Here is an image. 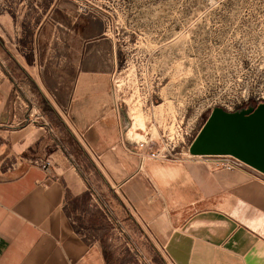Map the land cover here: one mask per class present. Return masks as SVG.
<instances>
[{"label": "rangeland", "instance_id": "374dc122", "mask_svg": "<svg viewBox=\"0 0 264 264\" xmlns=\"http://www.w3.org/2000/svg\"><path fill=\"white\" fill-rule=\"evenodd\" d=\"M83 69L101 75L76 97ZM262 101L264 0H0L1 167L69 159L88 188L69 212L106 264H173L123 204L117 164L121 178L135 163L213 159L188 152L211 109Z\"/></svg>", "mask_w": 264, "mask_h": 264}, {"label": "crops", "instance_id": "0c3cea01", "mask_svg": "<svg viewBox=\"0 0 264 264\" xmlns=\"http://www.w3.org/2000/svg\"><path fill=\"white\" fill-rule=\"evenodd\" d=\"M96 75L101 74L75 73L76 97ZM107 123L105 118L96 125ZM101 133L106 137V130ZM106 149L97 156L112 174ZM49 159L47 171L36 164L13 169L0 164V264H106L100 251L91 252L68 209L70 199L88 191L86 182L65 156ZM117 165L123 204L136 212L173 264H264V180L219 170L212 159L141 169L135 163L121 178Z\"/></svg>", "mask_w": 264, "mask_h": 264}, {"label": "water", "instance_id": "95a60500", "mask_svg": "<svg viewBox=\"0 0 264 264\" xmlns=\"http://www.w3.org/2000/svg\"><path fill=\"white\" fill-rule=\"evenodd\" d=\"M188 152L192 157L232 155L264 174V101L234 111L213 107Z\"/></svg>", "mask_w": 264, "mask_h": 264}, {"label": "built area", "instance_id": "2783aa9c", "mask_svg": "<svg viewBox=\"0 0 264 264\" xmlns=\"http://www.w3.org/2000/svg\"><path fill=\"white\" fill-rule=\"evenodd\" d=\"M195 135H194V137H195ZM207 156L215 157L212 159V163H213V166L219 170H229V171L230 170H238V171L246 172L250 175H253L257 178L264 180V174L263 173L259 172L258 170L254 169L250 165L246 164L245 162L241 161L240 159H238L232 155H207ZM152 157L156 158V157H158V155H152ZM198 157H201V156H198ZM38 166L41 167L42 169L46 170V171L51 168L50 167V161L47 158L42 163H40Z\"/></svg>", "mask_w": 264, "mask_h": 264}, {"label": "bare ground", "instance_id": "6f19581e", "mask_svg": "<svg viewBox=\"0 0 264 264\" xmlns=\"http://www.w3.org/2000/svg\"><path fill=\"white\" fill-rule=\"evenodd\" d=\"M158 110H159V111H162V110H163V105H162V106H159V107H158ZM141 117H143V116H141ZM139 119H140V118H139ZM141 121H142V120H141ZM142 122H143V121H142ZM156 135H158V134H156ZM156 135H155V136H156ZM139 136H140V135H137V134H135L134 132H130V133H128V138H131V139H134V138H137V137L139 138ZM153 136H154V135H153Z\"/></svg>", "mask_w": 264, "mask_h": 264}, {"label": "trees", "instance_id": "16d2710c", "mask_svg": "<svg viewBox=\"0 0 264 264\" xmlns=\"http://www.w3.org/2000/svg\"><path fill=\"white\" fill-rule=\"evenodd\" d=\"M81 196H82V197H86V196H88V192L83 193ZM102 254H103V257H104V259H105V261H106V260H107V255H106V253L103 252Z\"/></svg>", "mask_w": 264, "mask_h": 264}]
</instances>
